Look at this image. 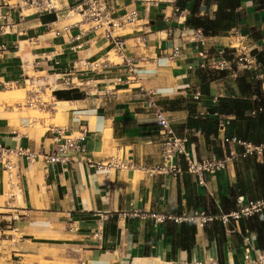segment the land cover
<instances>
[{
	"label": "crops",
	"instance_id": "crops-1",
	"mask_svg": "<svg viewBox=\"0 0 264 264\" xmlns=\"http://www.w3.org/2000/svg\"><path fill=\"white\" fill-rule=\"evenodd\" d=\"M19 1L0 0V94L11 91V86L24 89L29 106L49 112V120L59 112L60 122L48 123L44 131H38L30 127L28 117L15 112L20 109L18 102L12 106L0 99V143L49 150L48 129L59 125L76 133L84 131L83 142L95 162L117 156L131 166L97 169L83 161L65 166L19 158L20 189L11 198L0 171V221L8 220L28 245L18 254L38 255V249L48 242L35 240L36 235L54 238L61 250L59 260L67 264H238L246 251L245 235L252 241L251 255L264 250L257 243L256 232L246 226L249 217L227 223L217 218L221 212L236 209L238 197L264 195V149L258 157L239 155L230 160L225 170L205 178L206 187L186 172L150 176L146 171L160 162L162 140L147 105L148 96L165 111L175 133L187 137L188 147L197 155L241 153V145L223 137L252 142L235 135L240 122H233L234 114L213 109L222 98L242 97L236 77L243 72L258 80L264 92V0H239L235 23L214 35L186 22L194 0H177L179 11L166 3L110 0L117 14L136 10L138 15L134 24L121 31L129 53L137 55L135 81L117 83V77L124 74L118 65L97 74L84 69L91 81L85 92L80 91L83 95L74 99L53 95L54 88L61 89L56 80L61 68L79 59L118 58L108 41L92 30L71 26L68 34H55L56 28L77 18L65 14L74 0H59L57 15L20 12L14 7ZM216 7L201 0L195 13L214 18ZM196 29L201 30L203 42L195 37ZM131 33L144 35V47L134 46ZM173 46L179 48V54L169 58ZM242 49L254 56L263 52L262 60L255 57L250 70L225 69L213 78H202L205 69L198 66L200 61L209 65L222 56L235 62ZM27 81L38 86L26 89ZM196 91L200 92L198 98L194 97ZM251 98L255 103L246 114L254 116L264 106L254 94ZM214 112L229 118L223 129ZM252 143L264 144V138ZM134 211L177 216L203 211L213 218L202 226L194 221L157 224L149 217L134 216ZM258 217L264 221V212ZM182 224L194 226L193 238L185 240ZM7 226L10 224L0 225V232ZM37 261L31 264H41Z\"/></svg>",
	"mask_w": 264,
	"mask_h": 264
},
{
	"label": "built area",
	"instance_id": "built-area-1",
	"mask_svg": "<svg viewBox=\"0 0 264 264\" xmlns=\"http://www.w3.org/2000/svg\"><path fill=\"white\" fill-rule=\"evenodd\" d=\"M141 3H149L158 5L159 3L171 4L174 11H179L177 0H137ZM20 12L25 9L35 14L52 13L57 15L61 9L59 7V0H20L15 3ZM68 17L74 15L77 18L70 23L64 24L55 29V34H63L69 32L71 26H76L80 31L92 30L95 34L101 35L108 41L111 52L118 58L117 61L108 59L107 57L101 59H79L72 62L70 65L61 68L59 76L56 80L61 89L54 90H73L76 89L85 92L84 88L89 86L91 79L85 77L84 69L97 74L108 68L110 65L122 66L124 74L117 77L116 82H134L136 78V68L138 66L137 55L129 53L125 39L122 37L121 31L126 26L134 24L138 15L136 10H125L121 14H117L112 7L110 0H74V2L66 7ZM168 30V34H169ZM134 46L136 48L144 47L145 37L142 33H131ZM195 37L203 42L201 38V30H195ZM179 54V48L173 46L169 58L175 57ZM202 56V53H200ZM255 63V56L250 52H245L242 49L236 61H231L224 57L216 58L211 61L209 65L200 61L198 66L205 70H250ZM191 68V66H189ZM16 84L18 80L14 81ZM31 86L37 87V83L32 81ZM110 89H105L104 93ZM200 92L196 91L194 97L198 98ZM147 105L151 108L155 124L160 128L162 134L161 140V160L158 164L146 168L147 174L152 176L155 174L177 175L181 173H189L195 177L198 183L204 185L207 176H213L223 171L227 167L230 160L236 159L239 155H254L261 156L264 144H255L247 140L238 139L235 137H223L226 142H235L242 147L241 153H236L234 150L228 151L223 156H218L214 153L209 155H197L187 145V137L180 136L175 133L171 123L165 114V111L158 106L154 99L150 96L147 98ZM257 111H264V107H258ZM252 110L251 113H254ZM215 115L219 116V125L223 129L228 123V117H221L217 112ZM83 130L80 132H73L59 125H52L48 129L51 148L45 150L41 146L38 150H32L22 145L9 146L0 143V171L5 178L8 196L14 197L16 191L20 189L21 172L19 165V158H23L29 162L32 160H42L45 165L56 164L69 165L76 161H83L87 164L94 165L97 169L100 168H124L130 167L129 162L120 160L117 156H110L105 161L95 162L91 155L87 153L85 144L83 142ZM238 207L229 212H221L217 218L222 223H227L229 220L245 219L253 215H259L264 212V197L243 199L236 198ZM134 216L149 217L154 223H162L165 221H194L202 226L207 221L211 220L213 216L206 214L203 211H195L192 215L177 216L170 213H153L146 211H134ZM243 245L246 249L243 253L242 261L238 264H264V250L258 251L255 255H251L248 249L252 247L250 236H243ZM76 264H83L82 261Z\"/></svg>",
	"mask_w": 264,
	"mask_h": 264
},
{
	"label": "trees",
	"instance_id": "trees-1",
	"mask_svg": "<svg viewBox=\"0 0 264 264\" xmlns=\"http://www.w3.org/2000/svg\"><path fill=\"white\" fill-rule=\"evenodd\" d=\"M200 1L201 0H194L191 15L186 20L188 24L201 27L205 34L214 35L228 29L235 23V18L237 16L235 8L239 5V0H203L205 5H209L211 2L216 4L217 7L214 18L200 16L195 13L196 7ZM179 5L182 6L183 4L180 3ZM262 54L263 52H257L255 53V57L262 60ZM218 71L220 74L223 73L222 70L211 69L204 70L201 76L203 79L207 76L213 78L214 74ZM236 82L242 93V97L222 98L220 99L221 104L213 110L234 114L233 122H240L235 131V135L240 138L249 139L252 142H257L259 139L264 138V111H256L254 116H249L246 112L252 109L255 103V99L251 98L252 94L256 96L259 104L264 106V92L261 91L259 87V81L251 78L249 79L246 72L237 75ZM53 95L57 99H74L80 98L83 93L76 89L53 90ZM263 178L264 176L262 175L261 179ZM261 197H264V195ZM233 207V203H230V208ZM245 223L247 228L256 232L258 245L264 247V221L259 219L258 215H253L245 220ZM243 225L242 223L240 224L242 230H244ZM184 226L186 227L184 224L181 225L183 228ZM184 233L185 240H189L188 236L193 238L194 226L187 225Z\"/></svg>",
	"mask_w": 264,
	"mask_h": 264
},
{
	"label": "rangeland",
	"instance_id": "rangeland-1",
	"mask_svg": "<svg viewBox=\"0 0 264 264\" xmlns=\"http://www.w3.org/2000/svg\"><path fill=\"white\" fill-rule=\"evenodd\" d=\"M28 82L29 81H27L26 89L33 88ZM9 90L11 91L1 93L6 94L8 97L0 96V99L12 106L15 105V102H18L20 104V109L15 108V112L23 117H28L30 120V127H33L38 131H44L47 128L48 123L60 122L59 112L55 114L54 119L49 120V112L40 110L38 106H29L24 89H16L15 86H11L9 87ZM48 94L49 93L47 92V95ZM47 99V96H42V100L47 101ZM31 104L34 103L31 102ZM40 120H42V124ZM8 224H10V226L3 227L5 231L0 232V264H31L35 260H38L41 264H67V262L64 263L62 260H59L62 258L60 254L61 250L58 249L57 244H55L57 241L52 237L36 235L35 240L48 242L42 244V247L38 249V255H19V250L24 251L28 245H24L23 234H20L18 230L13 231V226H11V223H9L8 220L0 221V225L2 226ZM42 257L54 258V260L45 261Z\"/></svg>",
	"mask_w": 264,
	"mask_h": 264
}]
</instances>
